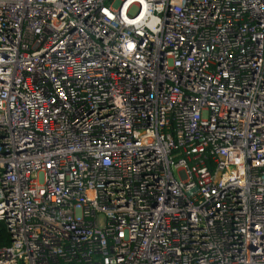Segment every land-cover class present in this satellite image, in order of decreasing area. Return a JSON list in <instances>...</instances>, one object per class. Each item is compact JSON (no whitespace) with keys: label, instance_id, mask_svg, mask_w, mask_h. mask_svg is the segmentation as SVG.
<instances>
[{"label":"built area","instance_id":"2783aa9c","mask_svg":"<svg viewBox=\"0 0 264 264\" xmlns=\"http://www.w3.org/2000/svg\"><path fill=\"white\" fill-rule=\"evenodd\" d=\"M0 225V264H264V0H0Z\"/></svg>","mask_w":264,"mask_h":264},{"label":"trees","instance_id":"16d2710c","mask_svg":"<svg viewBox=\"0 0 264 264\" xmlns=\"http://www.w3.org/2000/svg\"><path fill=\"white\" fill-rule=\"evenodd\" d=\"M7 244H8L7 236L5 234L4 229L0 225V246H4V245H7Z\"/></svg>","mask_w":264,"mask_h":264},{"label":"rangeland","instance_id":"374dc122","mask_svg":"<svg viewBox=\"0 0 264 264\" xmlns=\"http://www.w3.org/2000/svg\"><path fill=\"white\" fill-rule=\"evenodd\" d=\"M115 5H116V3H115Z\"/></svg>","mask_w":264,"mask_h":264}]
</instances>
